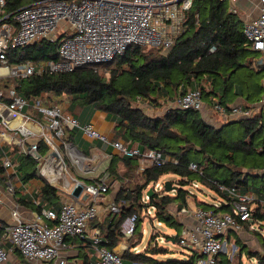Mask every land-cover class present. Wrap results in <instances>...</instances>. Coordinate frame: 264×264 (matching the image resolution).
<instances>
[{
	"label": "built area",
	"instance_id": "built-area-1",
	"mask_svg": "<svg viewBox=\"0 0 264 264\" xmlns=\"http://www.w3.org/2000/svg\"><path fill=\"white\" fill-rule=\"evenodd\" d=\"M220 1L229 4L230 12L239 14L237 0ZM194 2L195 0H31L28 5L0 20L1 23L12 17L17 25L15 27L4 22L0 28V78L27 79L35 74L53 75L72 73L86 67L98 68L123 56L132 46L170 49L177 38L187 31ZM5 5L6 1L0 0L1 8ZM260 5V15L245 21L244 34L249 42L248 47L264 55V0H260ZM195 17L199 24L200 15L197 13ZM42 39L57 43L56 59L16 65L10 62L7 55L10 44L24 47ZM216 50L217 46L213 45L209 52L214 53ZM258 65L263 66L264 59L260 58ZM105 71L108 73L107 69ZM201 85L208 86L209 83L205 80ZM37 99V103L31 106L15 88L0 90V149L3 151V166L11 175H17L18 163L3 148H22L30 138H43L53 149L52 154L42 157L38 143H32L27 154L37 162H43L38 175L45 184L57 188L61 201L59 208H42L41 212L33 213L29 220L16 209L12 213L13 225L0 224V264H5L8 260L5 242L11 243L30 263L67 264L64 254L69 239H80L89 245L93 264H126L125 253L130 250L129 242L136 235L139 215L133 213L123 220L121 232L124 242L121 247L119 245V251L104 245L105 237L100 227L92 228L94 221L102 222L101 218L107 214L117 215L126 205L125 199L107 200L116 183L122 186L129 181L125 176L129 169L122 161L118 164V175L123 181L111 179L108 168L112 157H138L140 167L137 173L140 175L149 167H162L169 162L178 164V159L159 150L142 151L138 144L123 139H111L92 123H80L76 117L65 112L64 106L44 107L42 98ZM257 105L264 108V98ZM29 107L36 109L37 115L43 116L48 122L47 127L43 125L44 120H37L26 112ZM174 107L196 110L208 118L218 114L222 123L251 116L242 105L227 108L215 102L209 106L203 99L200 88L190 90L168 103V109ZM4 110L19 114L24 121L40 127L41 131L31 130L26 134L20 127L10 126L3 115ZM46 128L48 134H45ZM67 129L81 133L82 139L89 143L91 153L75 141H66L64 138ZM94 142H98L101 147L94 145ZM62 148L64 151H60ZM55 155H58L60 169L63 171L58 178L51 180L45 171L51 174L57 171V168L49 164L50 158ZM105 161H109V165L100 175L88 177L95 174ZM69 166L75 168V176L70 175ZM190 169L200 175L204 173L203 168L196 163H192ZM87 180L92 182L88 183ZM152 185L153 189H164L159 182ZM78 186H82L83 191L77 197L74 190ZM199 188L200 184L194 182L190 197ZM218 189L229 196V203L220 199L213 203L214 209L211 210L201 207H183L177 210L179 219L191 216L194 220L193 225L183 226L178 239L183 247L195 253L192 256L196 258L190 264H217L220 255L226 253L231 236L241 233L248 224L254 225L255 209L251 203L255 196L242 194L236 188L221 184ZM9 190H13L12 186ZM151 197L147 194L142 201L150 214H156V207L148 206ZM225 204L231 206L232 212L219 210ZM48 222L53 224L49 225Z\"/></svg>",
	"mask_w": 264,
	"mask_h": 264
},
{
	"label": "trees",
	"instance_id": "trees-1",
	"mask_svg": "<svg viewBox=\"0 0 264 264\" xmlns=\"http://www.w3.org/2000/svg\"><path fill=\"white\" fill-rule=\"evenodd\" d=\"M5 1V7L0 6V20L31 3V0ZM197 13L200 15L199 24L195 17ZM4 22L17 26L13 18L8 17L0 23V28ZM244 25L245 22L238 14L230 12L227 2L195 0L187 31L177 38L170 49L132 46L123 56L98 68L86 67L72 73L35 74L27 79H16L15 89L30 105L44 94L57 98L65 95L70 99L69 111L72 113L78 107L85 109L89 106L107 113L115 122L116 139L136 143L142 151L159 150L178 159V164L169 162L162 167H149L140 175L137 173L140 167L138 157L113 155L108 168L111 179L123 181L118 175V164L122 161L129 169L125 176L129 182L130 179L132 181L127 186H121L120 198L124 196L126 205L121 208L120 213L109 214L103 223H92V228L100 227L102 230L104 245L109 249H114L122 240L123 220L133 213L139 215L143 190L168 173L181 177L175 195L154 194L148 204L156 207V215L161 223L165 221L170 226L183 228L177 217L170 213L169 206L177 204L179 210L189 207L188 198L194 182L199 183L200 187L203 184L213 190L227 203L230 198L219 191V184L236 188L242 194L254 193L257 198L254 203L257 204L254 220L264 223L263 111L218 127L208 123L203 114L196 110L174 107L162 116H150L139 104L143 101L156 109L162 108L180 95L200 88L203 99L209 106L216 102L229 108L238 99H242L245 110L254 108L264 94V65H258L261 54L248 47ZM213 45L217 46V50L210 53ZM7 55L14 65L53 60L57 58V43L42 39L24 47L10 44ZM205 80L208 81V86L201 85ZM65 138L87 146L81 133L76 130L67 129ZM37 143L40 155L45 157L50 150L49 145L44 139ZM7 148L9 146L3 148L7 153L19 150L17 147ZM2 153L0 149V183L6 184L17 176L24 183L38 177V162L22 152L16 167L17 175H9L3 166ZM192 163L203 168V175L190 169ZM140 177L144 180V185H136L135 188L134 179ZM185 185L190 188H184ZM40 197L45 206L59 208L61 199L54 186L45 184ZM25 204L32 206L37 212H41L43 208L40 203ZM197 206L205 210L214 209L213 204L208 205L199 200ZM219 210L232 212L229 204ZM140 226L139 219L137 231ZM165 251L129 253L125 258L129 260L127 264H190L196 258L192 256L182 262L155 258V255L167 253ZM217 264L231 262L221 254Z\"/></svg>",
	"mask_w": 264,
	"mask_h": 264
},
{
	"label": "rangeland",
	"instance_id": "rangeland-1",
	"mask_svg": "<svg viewBox=\"0 0 264 264\" xmlns=\"http://www.w3.org/2000/svg\"><path fill=\"white\" fill-rule=\"evenodd\" d=\"M146 51H148V49ZM261 59L262 60L264 59L263 54H261ZM16 84L17 82L15 78H11V77L0 78V90L8 91L10 88H15ZM263 98H264V94L262 96V99ZM37 101L38 99L35 100V104L37 103ZM41 101L44 107L49 106V104H53L54 106L58 105L62 107L63 104H65L66 102H70V99L69 97L64 95L62 98H57L55 96L42 98ZM139 104L141 107L147 110V113L150 116H162L168 110V105H164L162 108L156 109L154 107H151L148 103L143 102V101H140ZM261 109H262L261 107H258V105H255L254 108H251L248 111L250 112L251 116H255L257 114H260V112L262 111L264 112V110L263 109L261 110ZM84 110L85 109H81V113L78 112L79 109L75 111L76 114L79 115V118L82 117L80 119L81 121H79L82 124H85L88 114H90V111H91V110H86L84 112ZM26 112L28 114H31L33 118H37V119L41 118V116L37 115L36 109L34 108H30V109L28 108L26 109ZM70 113L72 114V112ZM204 118L205 120H207V122L214 124L218 127H220L221 124H223L218 114H213L212 118H208L207 116H204ZM43 125L47 127L48 122L44 120ZM45 131L47 132V128L45 129ZM110 138L114 139V137L113 138L110 137ZM42 139L43 138L37 137V138H30L26 140V144H25L26 146L24 147V151H27V149L31 146L32 143H37L39 140H42ZM64 139L66 141L69 140L66 138ZM84 147L85 149L84 148L83 149L85 151L91 153L89 145L84 146ZM10 148H14V147L9 146V148L7 149H10ZM60 151H64V149L62 148V150ZM52 152H53V149L50 147V150L46 153L45 156L51 155ZM10 153L14 155L13 157L15 159L17 158V160H19V156L21 155L19 150H16L15 153H13V151ZM42 163L43 162H38V171L40 170ZM108 165H109V161L103 162L98 168L97 172L95 174H90L88 177L100 175L101 172H103V169L106 168ZM68 171L70 175L72 176L76 175L75 168H70L69 166ZM128 173H129V170L126 174ZM68 180L70 181L69 176H68ZM131 181L132 180L130 179V182L128 181L126 184H124V186L131 184ZM168 181L171 182V185L173 187H176V186H179V183H181V177L173 173L165 174L158 181L161 186H164V189H159V190L153 189L152 188L153 185L151 183L146 189L143 190L142 199L139 203L141 211L138 210L140 211L139 218L141 221V226L139 230L137 231V234L135 235V237L130 240L129 245L131 248L129 251H126L125 255L129 253L143 254L147 251L155 252L159 250H166L165 252L167 253L155 255V258H157L158 260H162V261H166L170 259V260L178 261V262L187 261L192 255L193 252L189 248L183 247L178 240L180 239L181 229L175 226H170L165 221H162L161 225L158 224L161 221V219H159L154 212H151L150 214L149 211H147L146 204H144L142 201L143 198L149 193V190L151 189H153V192L156 195H160V196H164L166 194L175 195L174 192L177 191V189L176 190L173 189V191L169 193L165 191V183ZM134 183H135L134 184L135 188L137 186L142 187L144 185V180L142 179V177H140L138 179H134ZM184 188L189 189L190 186L185 185ZM194 194L196 195L195 198L194 197L188 198V202L190 203V205H195V204L197 205L198 200H201L202 202H205L208 205H212L215 201H218L221 199L220 196L216 192H214L213 190H210L203 184H202V187H200L197 190H194ZM107 197L109 199L110 195H108ZM254 203H255V200L251 203V206L255 209L257 207V204H254ZM177 210H178L177 204H171L169 206L170 213L176 216L178 221H180V219L177 216ZM122 242H124L123 239L119 242L118 246L120 245L121 247ZM227 246L228 247H226L225 249L226 253L224 255L227 256L231 264H264V223L261 224L257 222L256 220H254V225L248 224L245 227V230H243L241 233L233 234L231 236L230 244H228ZM124 262L127 264L129 260L125 258Z\"/></svg>",
	"mask_w": 264,
	"mask_h": 264
},
{
	"label": "crops",
	"instance_id": "crops-1",
	"mask_svg": "<svg viewBox=\"0 0 264 264\" xmlns=\"http://www.w3.org/2000/svg\"><path fill=\"white\" fill-rule=\"evenodd\" d=\"M236 5L238 8V13H239L238 15L242 18L244 22L258 17L261 13L260 0H237ZM40 98H47V96L44 94ZM34 103L35 101L32 102V105ZM244 103L245 102L242 99H238L237 102L233 104L232 106H237V105L243 106ZM52 105L53 104H49V106H52ZM63 106H64L65 112L68 114H71L69 111L70 102H66L65 104H63ZM30 108H33V107H29V109ZM77 109H79L78 112L81 113L82 108L78 107ZM77 109L75 111H77ZM86 110H91V111H90V114H88V117L85 123H92L94 127L98 129L100 132L106 134L109 137L115 138V133H114L115 122L112 121L107 116V113L97 110L93 106H89L85 108L84 112ZM71 115H73L79 121H81L80 119L82 117L79 118V115H77L76 112H73ZM39 116H41V118L39 119L35 118V119L42 121L43 120L42 115H39ZM83 142H86V141L83 139ZM76 143L79 144V142H76ZM96 144H98V142H94V145ZM87 145H89V143H87ZM96 146L101 147V145L99 144ZM81 147L85 149V147L82 144H81ZM18 149L20 153L22 152V153L27 154V151H24V147L18 148ZM8 154H11V153H8ZM11 156H14V155L11 154ZM13 159L14 161L18 163L17 158L15 159L13 157ZM106 168H104L103 170H105ZM7 173L10 174L11 172H9L8 170ZM10 186H12V189H13L12 191L9 190ZM44 186H45V183L39 177V175L37 178L31 179L27 183L22 182V180L18 176L14 177L11 181L8 180L6 184L0 183V224L2 226L13 225L14 219L12 217V213L16 209L20 211V213L25 219L29 220L30 218H32L33 213H36L37 211L32 206H29V205L27 206L25 202H28V203L34 202L36 205H39L40 203L43 206V208H48V206H45V204L41 203L40 196H41L42 188ZM120 192H121V186L119 183H116L115 186L111 188L110 194H108L110 195L109 199L107 197L108 202L112 200H117V201L122 200L124 196L120 198ZM250 194L253 195V197L255 196L254 193H250ZM255 199H257L256 196H255ZM199 202L202 203L201 200H199ZM196 207H198L196 204L190 205L189 203V208L195 209ZM108 215L109 214L101 218V221H102L101 223L105 221ZM180 222L182 223L183 226L193 225L194 220L191 216H184V217L182 216L180 218ZM4 246L6 247V250L8 252V260L5 264H42L41 262H34V263L28 262L25 259V257L22 255V253L19 250L13 248L12 244L9 242H5ZM114 250L119 251V246L114 248ZM91 254H92V249L84 241L82 240L80 241L78 239H69L67 241L66 252L64 254V257L67 259V264H93V260L91 259ZM191 257L192 255L190 256V258Z\"/></svg>",
	"mask_w": 264,
	"mask_h": 264
},
{
	"label": "bare ground",
	"instance_id": "bare-ground-1",
	"mask_svg": "<svg viewBox=\"0 0 264 264\" xmlns=\"http://www.w3.org/2000/svg\"><path fill=\"white\" fill-rule=\"evenodd\" d=\"M3 115L5 117L6 122L12 126V127H20L21 130L24 133H28L29 131H35V132H40L41 128L36 126V125H32L31 123H28L26 121H24L22 119V117L19 114L10 112L8 110H4L3 111ZM45 134H48V132H46ZM49 164L51 166H53L55 169L57 168V171L54 173H50V172H46V175L48 176V178H50L51 180H55L56 178L59 177L60 173L63 171L60 169V162L58 159V155L52 156L50 158Z\"/></svg>",
	"mask_w": 264,
	"mask_h": 264
},
{
	"label": "water",
	"instance_id": "water-1",
	"mask_svg": "<svg viewBox=\"0 0 264 264\" xmlns=\"http://www.w3.org/2000/svg\"><path fill=\"white\" fill-rule=\"evenodd\" d=\"M231 122H234V121H231ZM179 187L178 186H176V187H173L172 185H171V182L170 181H168V182H166L165 183V190H166V192H171V191H173V189H178ZM82 191H83V188H82V186H78L75 190H74V195L75 196H80L81 195V193H82ZM150 196H153L154 195V192H153V190L151 189V190H149V193H148ZM87 198V196L85 195L84 196V199H86Z\"/></svg>",
	"mask_w": 264,
	"mask_h": 264
}]
</instances>
